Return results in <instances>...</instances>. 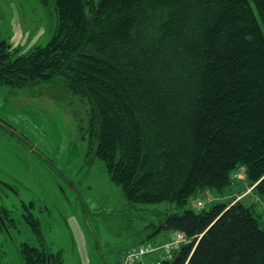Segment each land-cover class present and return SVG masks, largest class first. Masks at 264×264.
Listing matches in <instances>:
<instances>
[{"label":"trees","instance_id":"trees-1","mask_svg":"<svg viewBox=\"0 0 264 264\" xmlns=\"http://www.w3.org/2000/svg\"><path fill=\"white\" fill-rule=\"evenodd\" d=\"M53 1L46 45L12 58L0 35V86L56 83L86 100L87 156L123 198L181 210L147 238L180 232L186 242L143 264H264V223L251 205L190 203L229 187L239 168L264 198V0ZM23 217L39 241L21 244L23 263L63 264L38 219Z\"/></svg>","mask_w":264,"mask_h":264},{"label":"rangeland","instance_id":"rangeland-1","mask_svg":"<svg viewBox=\"0 0 264 264\" xmlns=\"http://www.w3.org/2000/svg\"><path fill=\"white\" fill-rule=\"evenodd\" d=\"M56 24L53 0H0V35L12 58L46 45ZM87 111L86 100L56 83L0 86V209L6 211V224L0 218V264H24L21 244L39 246L23 217L27 212L38 219L46 247L63 252V264H103L98 249L107 264H123L134 245L174 239L169 231L147 236L181 210L170 203H128L103 162L87 156L79 131ZM242 170L232 173L222 192L199 191L192 208H199L198 201L204 206L239 200L264 223V198Z\"/></svg>","mask_w":264,"mask_h":264},{"label":"built area","instance_id":"built-area-1","mask_svg":"<svg viewBox=\"0 0 264 264\" xmlns=\"http://www.w3.org/2000/svg\"><path fill=\"white\" fill-rule=\"evenodd\" d=\"M198 206L202 207L203 203H198ZM185 237L181 233H177L176 237L171 242L165 243L161 245L160 247H149V246H139V247H134L131 250L128 251L126 258H124V263L123 264H131L134 262H140L142 258L150 253H154L157 250H162L164 253L170 252L173 250V248L179 246L180 244L185 242ZM166 254H162L160 256L161 259H166L167 257L165 256ZM150 264V263H149ZM153 264V263H151Z\"/></svg>","mask_w":264,"mask_h":264},{"label":"water","instance_id":"water-1","mask_svg":"<svg viewBox=\"0 0 264 264\" xmlns=\"http://www.w3.org/2000/svg\"><path fill=\"white\" fill-rule=\"evenodd\" d=\"M86 225H87V227H88L89 229H91V228H90V225H89L88 222L86 223ZM98 253H99L100 259H101V261L103 262V264H107V262H106V260H105V258H104V256H103V254H102V252H101L100 249H98Z\"/></svg>","mask_w":264,"mask_h":264}]
</instances>
